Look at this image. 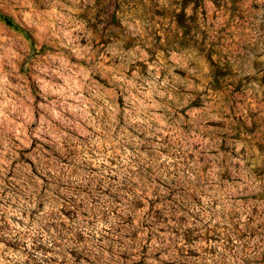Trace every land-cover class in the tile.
<instances>
[{
  "label": "clouds",
  "instance_id": "9594fccd",
  "mask_svg": "<svg viewBox=\"0 0 264 264\" xmlns=\"http://www.w3.org/2000/svg\"><path fill=\"white\" fill-rule=\"evenodd\" d=\"M0 264H264V0H0Z\"/></svg>",
  "mask_w": 264,
  "mask_h": 264
}]
</instances>
